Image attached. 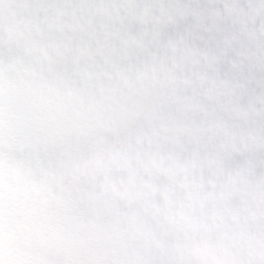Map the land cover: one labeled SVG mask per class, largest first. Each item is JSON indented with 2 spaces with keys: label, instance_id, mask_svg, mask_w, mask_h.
I'll return each mask as SVG.
<instances>
[{
  "label": "clouds",
  "instance_id": "1",
  "mask_svg": "<svg viewBox=\"0 0 264 264\" xmlns=\"http://www.w3.org/2000/svg\"><path fill=\"white\" fill-rule=\"evenodd\" d=\"M0 264H264V0H0Z\"/></svg>",
  "mask_w": 264,
  "mask_h": 264
}]
</instances>
